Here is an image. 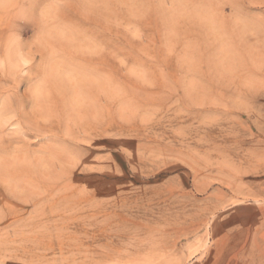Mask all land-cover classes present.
<instances>
[{
  "label": "rangeland",
  "instance_id": "1",
  "mask_svg": "<svg viewBox=\"0 0 264 264\" xmlns=\"http://www.w3.org/2000/svg\"><path fill=\"white\" fill-rule=\"evenodd\" d=\"M0 264H264V0H0Z\"/></svg>",
  "mask_w": 264,
  "mask_h": 264
}]
</instances>
